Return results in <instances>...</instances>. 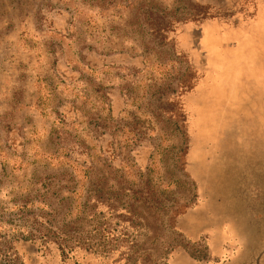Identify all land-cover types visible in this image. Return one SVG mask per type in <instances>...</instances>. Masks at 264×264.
Returning a JSON list of instances; mask_svg holds the SVG:
<instances>
[{
    "label": "rangeland",
    "instance_id": "obj_1",
    "mask_svg": "<svg viewBox=\"0 0 264 264\" xmlns=\"http://www.w3.org/2000/svg\"><path fill=\"white\" fill-rule=\"evenodd\" d=\"M0 264H264V0H0Z\"/></svg>",
    "mask_w": 264,
    "mask_h": 264
}]
</instances>
